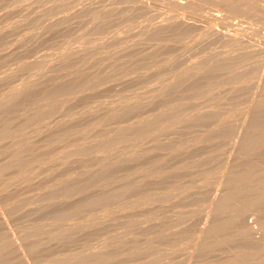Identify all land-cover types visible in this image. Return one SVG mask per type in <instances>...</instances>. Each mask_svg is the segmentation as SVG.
Returning a JSON list of instances; mask_svg holds the SVG:
<instances>
[{"label":"rangeland","instance_id":"obj_1","mask_svg":"<svg viewBox=\"0 0 264 264\" xmlns=\"http://www.w3.org/2000/svg\"><path fill=\"white\" fill-rule=\"evenodd\" d=\"M0 264H264V0H0Z\"/></svg>","mask_w":264,"mask_h":264}]
</instances>
